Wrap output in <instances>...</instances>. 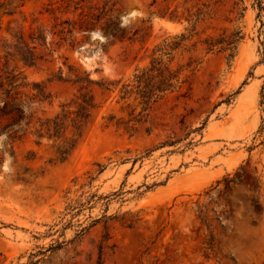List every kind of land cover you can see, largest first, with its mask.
<instances>
[{
	"label": "rangeland",
	"instance_id": "374dc122",
	"mask_svg": "<svg viewBox=\"0 0 264 264\" xmlns=\"http://www.w3.org/2000/svg\"><path fill=\"white\" fill-rule=\"evenodd\" d=\"M259 25L253 0H0V38H46L35 65L10 61L23 92L49 95L39 114L77 93V74L126 78L181 33L170 66L192 68L135 133L108 123L130 108L93 83L97 107L67 155L31 131L0 134V264H264ZM223 30L242 36L232 58L204 44Z\"/></svg>",
	"mask_w": 264,
	"mask_h": 264
},
{
	"label": "trees",
	"instance_id": "16d2710c",
	"mask_svg": "<svg viewBox=\"0 0 264 264\" xmlns=\"http://www.w3.org/2000/svg\"><path fill=\"white\" fill-rule=\"evenodd\" d=\"M253 7L256 10V18L260 25L258 28L261 43L264 42V0H253ZM98 17V16H96ZM70 25L69 21H65ZM108 30L109 35L115 36L118 26ZM79 29H82L80 27ZM74 27L68 26L67 33L72 34ZM64 30H59L63 33ZM11 39L5 36L0 38V49L4 51L0 55V134L5 133L7 143L21 138L27 131H31L38 138L46 137L57 143L58 153L67 155L75 145L77 139L91 119L93 110L97 107L94 96L88 88L96 83L102 90L113 92L118 91L119 97L115 103H124L130 108L128 118H116L114 114L107 117L108 123L117 126L123 125L130 133H135L140 124L147 120L148 113L152 106L162 99L166 94L180 88L184 82L182 73L184 70H192L191 64L185 68L173 70L170 66L174 52L183 46L188 39L184 33L175 35L172 40L164 39L157 44L153 50V56L148 65L135 69L128 77H120L108 82L93 81L88 75H78L73 82L79 84L77 93L68 101L60 104V110L52 116L38 113L36 104L48 99L49 95L43 89L38 88L37 93L28 96L21 90L19 72L16 66L10 67V61H21L25 65L33 66L43 54L38 53V48H48L46 38L42 29L31 30L28 33L11 30ZM242 38L240 31L226 33L221 31L218 36L205 38L204 44L207 50L218 48L221 51H228V58L235 55L238 41ZM50 49V48H49ZM158 54V55H155ZM62 79V76H58ZM260 104H264V80L260 88ZM139 110L136 113V107ZM123 108V105H122ZM264 111V109H263ZM264 127V115L260 128ZM76 136L73 139L65 140L67 130ZM71 212L75 206L67 207ZM61 244L52 245L49 250L60 248Z\"/></svg>",
	"mask_w": 264,
	"mask_h": 264
}]
</instances>
